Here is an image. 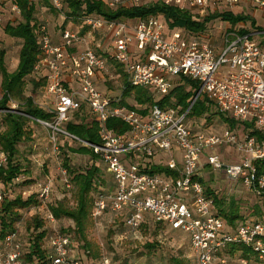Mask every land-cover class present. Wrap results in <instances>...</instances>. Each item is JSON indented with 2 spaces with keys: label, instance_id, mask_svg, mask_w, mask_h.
Returning <instances> with one entry per match:
<instances>
[{
  "label": "built area",
  "instance_id": "obj_1",
  "mask_svg": "<svg viewBox=\"0 0 264 264\" xmlns=\"http://www.w3.org/2000/svg\"><path fill=\"white\" fill-rule=\"evenodd\" d=\"M2 1H9L12 9L20 13L14 0ZM105 1L111 8L161 1L199 11L200 15L220 4L231 7L249 3L264 13V0ZM50 2L65 19L63 0ZM79 26L77 30L67 25L60 29L58 42L47 24L40 27L42 54L34 70H42L46 75L44 89L52 101L44 108L52 112L53 117L35 120L48 128L54 152H59V135L72 137L97 153L112 175L114 190L96 197L94 218L103 216L108 210L123 213L126 224L137 229L149 215L188 236L195 264H228L227 257L220 254L234 244L251 248L258 264H264V214L248 217L236 226L228 224L216 212L213 197L206 193L201 181L205 166L224 169L229 180L242 181L258 203L264 205V170L260 171L256 164L264 161V140L248 133L240 140L231 128L221 132L195 130L188 115L197 98L205 96L221 112L240 122L253 121L264 133V43L255 39L263 37L264 29L242 33L240 27L229 26L224 29L223 47L216 50L209 36V39L189 37L179 30L168 34L165 23L154 16L117 20L87 16ZM83 27L88 30L85 34L80 33ZM90 38L97 42L96 47L86 43ZM76 43L86 45L76 50ZM101 45H106L107 50ZM115 64L123 68L133 85L159 95L167 94L172 88V79L179 75L197 80L200 88L185 111L154 105L142 113L121 104L120 95L113 98L99 88L98 84L108 79L110 67L116 73ZM19 107V102L13 99L5 108L0 107V130L6 112L26 115ZM83 108L102 123L100 144L81 140L64 127L73 113ZM110 118L123 120L130 130L117 133L107 128L105 122ZM234 145L242 154L239 163H224L218 155L209 153ZM158 155L162 159L167 156L164 166L168 167V173L143 169L146 162L140 158L153 162ZM5 162L6 154L0 152V165ZM60 172L65 189L70 191L72 184L66 169L61 166ZM37 186L39 198L47 206V220L56 223L47 204L53 191L52 180L47 177ZM4 197L0 183V202ZM70 244L68 236L55 230L49 238V264H83L72 255ZM23 250L19 230L0 237V264H35L24 261ZM240 262L250 264L247 257H241ZM101 264L111 263L104 259Z\"/></svg>",
  "mask_w": 264,
  "mask_h": 264
},
{
  "label": "trees",
  "instance_id": "obj_2",
  "mask_svg": "<svg viewBox=\"0 0 264 264\" xmlns=\"http://www.w3.org/2000/svg\"><path fill=\"white\" fill-rule=\"evenodd\" d=\"M14 2L20 8L22 20L17 23L8 22L4 26V32L11 37L20 39L22 45L19 52L18 65L13 72L7 69L5 50H0V72L2 77L0 107L5 108L8 101L13 99L19 102L20 110L26 115L15 111L6 112L3 116L2 129L0 130V152L6 154V162L0 165V183L5 192V197L0 202V237L18 230L17 225L21 223L24 211L38 208V206L42 205L37 192H32L28 196L15 195L13 188L22 179V184H30L32 182L29 162L24 164L21 161L23 152L20 150V145L33 140L34 129L30 123L38 124L35 119L50 120L53 117L52 112L36 103L33 95H27L29 84H31L32 92L34 93L40 88H44L47 83L44 71L34 70L42 54L39 31L43 22L36 15L37 7L33 0H14ZM63 2L65 19H63L61 29H64L69 21L80 25L87 16H100L108 20L146 19L154 16L163 17L168 34L179 30L189 37H208L209 23L215 19L227 21L232 27L245 22L244 27L239 29L242 33L253 31L251 28L263 30L256 26L255 19L250 15L236 14L230 10H217L206 16H201L196 11L183 9L161 1L143 5H121L117 8L109 7L105 0H63ZM43 5L59 14L49 0H43ZM248 22L251 24V28L247 26ZM87 31V27H83L80 33L85 34ZM262 36L261 43H264V34ZM114 67H116V73L120 74L119 78L122 81V92L119 96L120 103L129 108L137 109L142 113L147 112L154 105H159L163 108L173 107L185 111L189 108L193 97L200 88V83L197 80L188 78L185 75H179L172 79L171 90L167 94L159 95L148 88L133 85L120 65L115 64ZM131 97L136 101V104L128 102V98ZM213 104L214 102L205 96L198 97L189 110V118L199 120L205 117L211 111ZM219 112L221 111L219 110ZM89 115L88 110L85 108L80 109L73 113V116L64 124V127L71 135L81 140L100 144L102 123L92 115ZM221 115L231 128L241 123L249 135L255 136L258 140H264V133L256 128L253 121L240 122L226 113L221 112ZM105 126L117 133H127L130 130L129 125L119 118H110L105 122ZM66 138L79 144L76 147L69 146L72 152L89 154V165L78 166L71 162L69 154L65 153V149L62 150L67 145L66 142L59 144L57 155H61V166L66 169L67 176L72 184L70 189L71 196L66 195L62 200L54 204L49 202L48 208L53 212L56 221L66 218L74 222V227H61L59 229L60 233L70 238V250H73L74 247H83L81 249H84L91 258L95 259L98 256V252L93 249V244L87 235L89 227L94 222V202L97 196L109 193L110 190L114 189L115 185L112 175L106 170L97 153L72 137L66 136ZM142 160L146 162L143 167L146 171L169 172L168 167L160 163L151 162L145 157ZM256 164L260 171L264 170V161H258ZM201 181L206 187V193L213 197L216 212L222 215L228 224L236 226L237 223L246 219H240L242 215L234 209L227 211L224 208L222 198L218 197L214 188L206 185L204 177ZM70 200H73L75 204L70 205ZM254 213L257 215L261 214L259 210H255ZM27 224V238L23 250L24 261L35 264H49L51 255L49 238L51 231L45 227V218L34 214L32 218L27 220ZM126 227L128 228L129 226L126 224ZM147 247L154 248L156 246L153 242H150ZM227 250L231 256L247 257L250 262L258 264V259L251 248L241 244H234ZM74 256L81 260L77 255ZM171 262L173 264H184L177 257H172ZM85 264L88 263L85 262Z\"/></svg>",
  "mask_w": 264,
  "mask_h": 264
},
{
  "label": "rangeland",
  "instance_id": "obj_3",
  "mask_svg": "<svg viewBox=\"0 0 264 264\" xmlns=\"http://www.w3.org/2000/svg\"><path fill=\"white\" fill-rule=\"evenodd\" d=\"M33 2H35L37 7V17L41 22L48 25L49 32L52 35L58 33L61 29L63 18L52 11L49 7L43 5V0H33ZM220 5L221 6L217 9L219 11H231L233 8L226 7L223 4ZM206 11L207 12L202 16L213 13L215 10L207 9ZM160 19L163 21V17H160ZM21 20V14L12 9L9 1L0 0V50H5V61L7 69L10 72H13L18 65L22 41L7 35L4 32V26L8 22L17 23ZM223 24L224 22H222L221 19H215L210 22L208 26V33L212 34L211 36L214 40H212V43L216 50H220L221 47H223L222 37L225 28ZM241 24L245 25V22H241L240 25ZM67 26L74 30H77L80 27L78 24L71 21L67 23ZM247 26L251 28L249 22L247 23ZM209 37L206 39H209ZM255 39L257 41H262L263 37L256 36ZM86 43L93 47L97 46V42L95 43L91 38L88 39ZM86 43H76L75 49H83ZM101 47L107 50L106 45H101ZM224 67L225 65L222 66L221 69ZM112 69L113 67H110L108 70L110 75L107 76L108 79L106 82H100L98 86L106 94L116 98L122 92V81ZM1 79L0 72V84ZM27 95H33L36 103L40 106L48 107L51 105L52 100L44 88H40L33 93L32 86L29 84ZM0 97H2L1 89ZM128 102L136 104V101H134L132 97L128 98ZM89 116H91V114ZM189 123L195 130H204L207 132H221L223 129L230 127V125L224 121L221 112H219V109L215 104L212 105L211 111L205 117H202L199 120L189 118ZM30 124L34 129L33 140L20 145V150L23 152L21 161L24 164L29 162L32 182L30 184H22V179L20 183L13 188V191L15 195L21 194L28 196L32 192H37V184L39 182L50 177L53 183V191L48 202L54 204L55 202L62 200L66 195L69 197L71 196V191H67L64 187L62 174L60 172L62 164L61 155H57L53 150L48 128L39 123ZM231 129L234 130L240 140L247 134L244 125L241 123ZM64 142H66L67 145L65 144L66 146L63 147L62 150H66L65 153L69 154L71 162L78 166L89 165V154L76 153L70 150L69 146L76 147V145L79 144L66 138V136L59 135V144H63ZM209 153L218 155L224 163L235 164L239 163L242 159V154L239 152L236 145L227 148H218ZM140 160H142V158H140ZM152 161L154 163L166 165L167 156L164 155L162 159L161 155H158V157L153 158ZM202 173L203 177L206 179V185L214 188L218 197L222 198L224 208L227 211L234 209L239 212L242 215L240 219L264 214V205L258 203L257 198L251 190L248 189L242 181L229 180L224 174V169H211V167L207 166L202 170ZM113 190H110L109 192H112ZM69 204L74 205L75 203L73 200H70ZM46 207L47 206L42 204L41 206H38V208H31L28 211H24L23 219L21 220V223L17 225V229L20 232L24 245L27 238V220L32 218L34 214H38L45 218V227L51 231V234L55 230H59L61 227H74V222L66 218L57 221L56 223L49 222L46 218ZM255 210H259L261 214H255ZM125 217L126 216L123 213H116L108 210L103 216L97 219L94 218V222L89 227L87 235L88 239L93 244V249L98 252V256L95 257V259L91 258L84 249H81L83 247H74L73 250H71L72 255L74 254L80 257L83 264H85V262L88 264H101V261L104 259H109L111 264H173L171 262L172 257L179 258L184 264H195L189 238L184 232L179 230L174 231L169 226L155 221L149 215L139 228H127ZM150 242H153L156 247L148 248L147 245ZM220 256L227 257L228 264H241L240 258L234 257V255L231 256L228 250H223ZM250 264H254V262H250Z\"/></svg>",
  "mask_w": 264,
  "mask_h": 264
},
{
  "label": "crops",
  "instance_id": "obj_4",
  "mask_svg": "<svg viewBox=\"0 0 264 264\" xmlns=\"http://www.w3.org/2000/svg\"><path fill=\"white\" fill-rule=\"evenodd\" d=\"M126 1H129V0H126ZM218 7H211L210 9L217 11ZM231 7H233L231 9V11L232 12L234 11V13H236V14L237 13H243V14L250 15L251 17H253L255 19L256 26L260 27L261 29H264V13L260 9L256 8L255 6H253V5L249 4V3H241L239 5H234V6H231ZM222 22H224L223 25L225 26V28L231 26V24L229 22H227V21H222ZM238 27H244V24L240 25V23H239L234 28H238ZM251 30H255V29L251 28ZM209 35H210L211 40H213V37L211 36L212 34L210 33ZM53 37H54L55 42H58L59 41V32L58 33H54Z\"/></svg>",
  "mask_w": 264,
  "mask_h": 264
}]
</instances>
